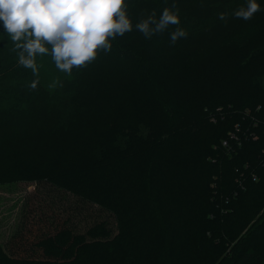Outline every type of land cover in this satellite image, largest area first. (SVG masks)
I'll use <instances>...</instances> for the list:
<instances>
[{"label":"trees","instance_id":"trees-1","mask_svg":"<svg viewBox=\"0 0 264 264\" xmlns=\"http://www.w3.org/2000/svg\"><path fill=\"white\" fill-rule=\"evenodd\" d=\"M125 3L133 30L111 40V50L101 51L88 70L74 67L68 75L94 92L116 81L125 87L130 94L124 92L123 102L109 113L85 95L76 98L64 87L67 79L60 89L40 84L31 89L40 79L14 61L13 51L4 56L6 63L0 61V114L26 111L23 122L7 126L0 137L9 135L4 142L12 146L25 144L19 155L30 158L18 157L23 163L34 165L47 151H70V140L89 138L85 125L91 122L96 124L90 131L102 125L107 138L86 159L71 151L59 155L52 169L18 170L13 176L45 180L111 210L117 233L111 237L91 228L88 236L105 240L85 242L84 234L69 240L66 228L60 238L74 251L63 259L54 239L28 228L13 243L29 242L34 255L45 249L59 260L19 262L0 248V264H264V27L249 43L251 50L232 39L223 54L220 49L208 56L207 38L226 35V27L238 20L232 13L246 0ZM166 7L178 9L179 25L145 39L135 25L153 11L158 20ZM219 13L227 19L220 20ZM177 27L187 37L170 46L169 34ZM132 109L140 115L136 131L126 125L137 121L125 117ZM51 122L57 125L54 133L46 128Z\"/></svg>","mask_w":264,"mask_h":264},{"label":"rangeland","instance_id":"rangeland-1","mask_svg":"<svg viewBox=\"0 0 264 264\" xmlns=\"http://www.w3.org/2000/svg\"><path fill=\"white\" fill-rule=\"evenodd\" d=\"M257 3L260 5L261 10L255 13L250 20L245 21L243 19H238L235 24L228 25L225 31L229 32L226 35H220L222 37L211 38V36H209L207 39H210V48L205 50V53L203 54L210 56L209 54L211 52L220 49L223 54L226 49L232 47V39H235V43H237L236 47H238V44L248 45L251 42H256L257 38L261 36L259 33H261L262 26L264 27V1H257ZM148 14L149 13H147V15ZM262 31L264 33V30ZM227 36H229V38H227ZM248 46L249 50H251L253 45L249 44ZM13 48L14 45L12 44L10 37H8L5 32L0 33V61L3 62V60L6 59L4 56L7 54L9 55L11 51H13ZM13 52L15 54L13 59L18 63L17 53L15 51ZM195 53L197 54V52ZM180 60L181 56L179 55L176 59L178 64L180 63ZM3 63H6V61ZM36 63L38 67V75H34V77L40 79L38 84L48 90L57 89L59 88V83L63 79H67V86L64 87H69L68 90L71 89L74 95H76V98H81L83 97L82 95H85L86 98H89V101L92 100L99 102L98 105L108 108L107 113H109L110 107H114V104L124 100L127 96L124 92H128V90L117 84V81L111 88L103 87L104 89H101L98 92L86 88L87 86H81L80 88L83 89L81 90L77 86L79 83H76L71 76L59 71L55 67L50 56H37ZM88 67L89 66L84 67L83 69L88 70ZM30 72L32 73L31 70ZM125 79L126 78H124V80ZM25 80L26 79L22 80V82ZM96 87L100 88L102 86L95 84L94 88ZM25 113L26 111L21 112L17 117H6L1 113L0 135L3 134L7 126L9 127L11 124L16 125V123H22L24 118L23 115H25ZM128 116L135 117L137 120H133L132 123H126L129 128L134 126L133 131H136V129L139 128L138 116L140 115L136 113L135 109H132L129 112H126L125 117ZM2 118L8 121H3ZM93 124L96 123L91 122L90 124L85 125L88 126L87 129L89 130V138L87 140L86 138H79L77 140H80V143H78L76 140H70L69 137H65V141L70 140L69 142L74 144L71 146L72 148L70 151H58L59 153L56 151L44 152L42 159H33L35 162L34 165L27 162L23 163L22 158L18 159L20 156H24L25 160L30 158V154L25 153L24 155H19L22 151L21 147H24L25 144L20 142V144L12 146L11 143L4 142L6 139L10 138L9 135H3L2 138L0 137V248L4 250L10 259L19 262L40 261L46 263H56V261L59 260L54 255L46 253L45 249H43V252L38 250L37 255H34L30 252L32 244L29 242L17 246L13 243L12 240L15 236L27 233L28 231H26V229L32 227H34V230L32 231L33 234L38 233L39 237H42L43 239L47 237L48 240L54 239L55 242H53V244L55 247L58 246L61 248L58 254L63 259H66L64 255L71 257V253L74 251L67 247L66 243L69 242L68 239L60 238L62 237L60 236L61 233L66 232V228L67 230L69 229L68 233L71 234L69 240L77 234H84L83 238L85 242L105 240L103 237L88 236L86 233L91 228H94L99 232L107 233L108 231V235L111 237L117 233L115 216L111 210L109 211L107 208H102L96 203L82 200L70 192L64 191L45 180H37L35 177L27 179L16 178L12 173L13 171L28 169L33 172L41 166L45 169H52L55 164H58L56 159H58L59 155L71 151H73L74 155L79 154L77 159L81 160L88 158L89 151H95L96 148L102 147L107 140L104 134L105 128L102 125H95L96 130L90 131ZM56 127L57 125L52 122L48 123L46 126L47 129L51 130V133H54L53 130ZM237 129L238 127L236 126V130ZM57 132L55 133L56 135ZM111 133L114 137H117L119 132L116 129L112 130ZM59 134H62V132H59ZM74 134L78 137L75 132ZM231 135L233 139L235 137L233 136L234 133ZM71 139L73 138L71 137ZM60 157L62 159V156ZM56 235L58 238H55ZM182 237L180 236L179 239ZM195 264L200 263L196 262Z\"/></svg>","mask_w":264,"mask_h":264},{"label":"clouds","instance_id":"clouds-1","mask_svg":"<svg viewBox=\"0 0 264 264\" xmlns=\"http://www.w3.org/2000/svg\"><path fill=\"white\" fill-rule=\"evenodd\" d=\"M260 10L256 0H246V6L232 15L247 21ZM227 17V13L218 14L220 20ZM0 22L14 45L18 64L33 75H38L37 56H50L59 71L71 75L74 67H87L101 51L109 52L111 40L133 30L125 0H0ZM179 23L178 9L166 7L158 20L153 11L135 28L151 39ZM169 35L174 46L187 32L177 27ZM38 83L34 80L30 88L36 89Z\"/></svg>","mask_w":264,"mask_h":264}]
</instances>
